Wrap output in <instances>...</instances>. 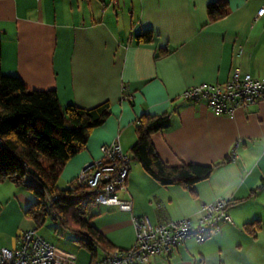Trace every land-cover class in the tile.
<instances>
[{"label":"crops","instance_id":"crops-1","mask_svg":"<svg viewBox=\"0 0 264 264\" xmlns=\"http://www.w3.org/2000/svg\"><path fill=\"white\" fill-rule=\"evenodd\" d=\"M214 2H225L226 14L210 21ZM262 7L264 0H0L3 74L17 76L30 90H54L62 107L110 104L108 118L64 165L62 180L72 182L100 158L101 145L116 139L131 154L144 113L170 115V127L150 137L164 163L218 164L209 178L184 187L162 186L131 161L118 195L132 201V212L92 206V224L114 249L134 244L131 215L152 223L187 217L195 224L204 204L226 199L231 223L152 264H264V101L220 115L204 101L181 97L189 88L226 82L236 69L264 75ZM144 31L152 40L136 43ZM13 188L15 197H30ZM25 230L0 246L17 248ZM80 248L85 255L80 251L75 264H91ZM104 255L99 251L94 262Z\"/></svg>","mask_w":264,"mask_h":264},{"label":"trees","instance_id":"trees-1","mask_svg":"<svg viewBox=\"0 0 264 264\" xmlns=\"http://www.w3.org/2000/svg\"><path fill=\"white\" fill-rule=\"evenodd\" d=\"M226 7L225 2L210 3L209 20L225 16ZM135 38L136 43H148L153 34L144 31ZM1 52L0 40V57ZM109 115V102L88 109L74 104L62 107L54 90H30L20 78L3 74L0 68V180L26 184L35 197L26 216L37 226L48 215L60 222L74 235L75 242L90 253L91 264H95L99 251L107 254L115 250L92 224L95 192L76 185L75 179L68 188H60L58 181L66 162L82 150L88 134ZM170 124L168 113L142 114L136 126L137 140L130 149L132 159L162 186L192 187L209 178L218 164L164 163L150 137ZM48 210L55 212V217Z\"/></svg>","mask_w":264,"mask_h":264},{"label":"built area","instance_id":"built-area-1","mask_svg":"<svg viewBox=\"0 0 264 264\" xmlns=\"http://www.w3.org/2000/svg\"><path fill=\"white\" fill-rule=\"evenodd\" d=\"M263 13L264 7L258 16ZM181 97L204 101L215 114L233 115L238 109L264 101V75L254 78L236 69L226 82L198 85L185 90ZM130 169L131 159L116 139L101 145L100 158L86 163L74 182L95 192V204L132 212V201L118 195L126 189ZM229 206L226 199L204 204L195 224L187 217L152 223L147 216L131 215L135 229L132 247L115 249L95 264H152V258L172 253L190 239L202 244L219 233L224 224L232 222ZM50 213L55 217V212ZM0 264H75V257L46 241L36 228H30L20 234L17 248L0 246Z\"/></svg>","mask_w":264,"mask_h":264},{"label":"rangeland","instance_id":"rangeland-1","mask_svg":"<svg viewBox=\"0 0 264 264\" xmlns=\"http://www.w3.org/2000/svg\"><path fill=\"white\" fill-rule=\"evenodd\" d=\"M126 154L130 157L132 163H134L131 154ZM73 181L68 182L65 179L62 180L60 175L58 186L60 188H68V186H72ZM11 183L13 182L0 180V244L3 243V239L14 238L21 230L32 227L36 228L39 235L46 241L53 244L62 252H68L74 256L75 262L76 256L80 254V251L82 253L80 257L85 255V252H82L84 250L75 242L74 235L63 228L60 222L54 221L51 216L48 215L44 223L40 226H37L32 219L26 216V209L30 203L35 201L34 194L27 188L26 184L16 185L15 183ZM13 185L19 187V189H23L24 193L29 194L30 197H15V188H13ZM95 207L91 208V214H94Z\"/></svg>","mask_w":264,"mask_h":264}]
</instances>
